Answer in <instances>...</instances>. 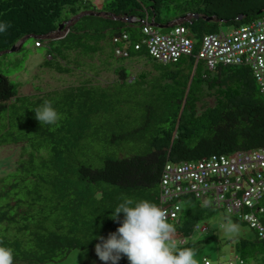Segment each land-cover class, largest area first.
Wrapping results in <instances>:
<instances>
[{"label": "trees", "instance_id": "16d2710c", "mask_svg": "<svg viewBox=\"0 0 264 264\" xmlns=\"http://www.w3.org/2000/svg\"><path fill=\"white\" fill-rule=\"evenodd\" d=\"M260 9H264V0H102L100 7L92 0H0V20L10 25L0 34V51L32 34L38 36L33 38L34 46L45 47L46 59L40 66L72 73L70 64H78L79 55L90 59L106 52L113 56V37L127 33L129 55L121 59L146 57V63L159 72L152 79L147 70L139 73L140 89L134 97L145 102L126 112V123L117 115L127 99L113 90V85H123L129 78L124 69L116 70L118 80L111 86L96 85L88 78L42 96L19 95L18 84L0 73V145L23 142L28 156L13 167L4 158L3 171L7 172L0 187V225L6 224L5 232L13 228L16 233L13 237L0 233V241L13 250V264L44 262L57 258L58 253L65 256L71 249L95 246L97 238L82 243L91 230L104 238L116 230L123 213L114 221L108 216L109 208L123 198L158 204L160 173L167 162L264 148V99L248 67L218 65L209 70L195 61V54L161 64L140 44V20H149L153 14L159 23L187 14L214 15V21L191 16L183 23L196 53L202 37L219 31V24L237 27L248 23L263 17L257 14ZM82 11L109 15H84L61 38H44ZM239 14L246 17L237 21ZM129 17L135 21L118 19ZM207 97L213 98L212 105L205 102ZM45 100L52 101L60 114L58 127L41 126L34 117L32 109ZM128 122L133 125L126 127ZM106 124L112 129L105 134L107 143L122 147L133 141L135 151L102 157L91 152L93 144L101 142L99 133ZM179 204L181 213L173 233L178 237L189 236L195 224L218 210L202 206L190 194L180 197ZM193 245L190 239L178 248ZM235 247L243 264L246 256L253 257L255 264H264V238L241 239Z\"/></svg>", "mask_w": 264, "mask_h": 264}, {"label": "built area", "instance_id": "2783aa9c", "mask_svg": "<svg viewBox=\"0 0 264 264\" xmlns=\"http://www.w3.org/2000/svg\"><path fill=\"white\" fill-rule=\"evenodd\" d=\"M140 21L143 34L140 44L145 45L155 61L176 63L195 54V61L202 62L209 70L218 65L246 66L264 99V16L227 32L219 30L204 35L196 53L195 43L184 25H173L167 33H161L148 24V19ZM130 41L127 33L114 36L113 54L127 57ZM134 47L139 49V43ZM158 189L157 205L165 210L169 223L179 220V199L190 194L202 206H211L241 219L257 237L264 238V148L211 154L193 161L167 162L162 168ZM206 228L200 223L194 226L198 231ZM184 241L183 237L172 238L173 243L180 245ZM234 258L237 264H243L240 257ZM204 264L210 262L205 259Z\"/></svg>", "mask_w": 264, "mask_h": 264}, {"label": "rangeland", "instance_id": "374dc122", "mask_svg": "<svg viewBox=\"0 0 264 264\" xmlns=\"http://www.w3.org/2000/svg\"><path fill=\"white\" fill-rule=\"evenodd\" d=\"M92 2L96 5V7H100L102 0H92ZM262 16H264V12ZM246 23L247 22L240 25L243 26ZM218 27L219 30L227 32L235 26H233L232 23L224 22L219 24ZM168 31L169 29H160L161 33H167ZM45 59V47H35L33 38H28L20 50L0 55V73L7 75L9 79L18 84L19 95L42 96L45 93L54 90L60 92L59 90H62L70 85L78 84L80 81L88 78H90L92 83L96 85L101 84L102 86H111L113 82L118 80V73L116 72V69L119 67V64H122L125 66V72L129 75V78L123 85L120 83L113 85V90L120 91L122 93V100L127 99L123 110H121L120 114L117 115V119L124 120V123L127 122L125 116L126 112H128L131 108H135L136 105H139V103L144 101L143 98L134 97L135 92L140 89L138 84L139 72L142 70L149 71L150 76L148 77L150 79L159 75V72H155V70H153L147 63L133 62L130 63V68L127 65V62H129L128 60L117 58L106 52L96 53L90 59L79 55L77 58L78 64H70L71 67H73L72 73H58L54 69L40 66V63H42ZM81 66L85 68V74L80 73V71L84 69ZM169 67H171V65H169ZM53 93L56 94L54 98L58 99L59 95L56 92ZM205 102L208 105H212L213 98L207 97L205 98ZM2 121L3 120L0 119V125ZM130 123L131 122H128V124ZM132 125L133 123L126 127H130ZM109 126L111 125L106 124L101 129V133H99V136L101 135V137H99L101 142L99 144H93L90 151L99 153L100 157L107 154L122 156L128 151V149L131 152H134L137 147L134 145L133 141L129 144L122 143V147L107 143L105 140V134L109 135V131L112 130ZM24 151L23 142L0 145V187L4 184L1 180L7 172V169L6 171H3L7 165V160L4 158H9L11 160L10 164L13 167L15 162L20 160V158L26 159L28 157L27 153H24ZM117 151L119 152V155ZM98 164L100 165V162H98ZM200 223L207 226L206 230L203 232L194 231L193 235L186 237L187 240L191 239L194 241L192 249L195 252V259L198 264H204V259L208 260L210 264H228L230 261L237 264V261L234 258L235 256H239V250L235 247L236 244H238L241 239L255 241L256 238L255 232L248 226V224L244 223L241 219L236 220L232 216L226 215L221 211L215 212L211 217ZM232 223L238 225V232L229 233L220 227V225L226 226ZM5 225L6 224L0 225V233H5L9 237H13L16 231L13 228H10L7 232H5ZM170 242L173 243L172 241ZM30 245L31 244L28 246ZM126 259V256L121 255V258L116 262V264H124ZM244 260L245 264H255V260L251 256L244 257ZM14 264H111V262L101 261L95 252V246H93L91 248L71 249L65 256L58 253L57 258L53 260L44 262L19 261Z\"/></svg>", "mask_w": 264, "mask_h": 264}, {"label": "clouds", "instance_id": "9594fccd", "mask_svg": "<svg viewBox=\"0 0 264 264\" xmlns=\"http://www.w3.org/2000/svg\"><path fill=\"white\" fill-rule=\"evenodd\" d=\"M9 26V23L0 20V34H4ZM32 110L34 111L35 119L39 121L41 126H59L60 114L52 106V101L45 100L42 105ZM109 209L111 211L108 216L114 221L119 219L120 213H123L122 222L119 223L116 230L110 232L107 238L91 230L88 240L82 243L86 244L93 238H97L99 242L95 244V252L101 261H110L111 264H116L121 255H124L127 257L124 264H127V261H129V264H198L192 248H178L180 244L170 242L172 238L178 237L173 234L176 230L175 225L177 222H167L165 210L156 203L144 199L135 200L131 197H125L121 202ZM194 226L192 228L193 233L198 231L194 229ZM220 227L229 233L239 231L238 225L235 223L226 226L220 225ZM193 233L190 235H193ZM183 238L185 241L181 245L187 242L186 237ZM0 264H13V250L2 241H0Z\"/></svg>", "mask_w": 264, "mask_h": 264}, {"label": "water", "instance_id": "95a60500", "mask_svg": "<svg viewBox=\"0 0 264 264\" xmlns=\"http://www.w3.org/2000/svg\"><path fill=\"white\" fill-rule=\"evenodd\" d=\"M264 12V9H260L257 11V14H261ZM84 15H96V16H108L109 13L104 12V11H82L81 13H79L78 15L72 17L69 21H67V25L64 26V22L59 23L58 27L56 28L55 31L51 32L50 34L44 36V38L46 39H57V38H61L64 35V32L66 33L67 31L64 30H68L69 29V24L73 23L74 21H76L77 19H79L80 17L84 16ZM154 14L152 15V17L149 19L148 24L152 27H155L157 29H167L173 25L176 24H183L184 22H189L191 16L194 18H199L201 17L202 19L206 20V21H214L216 20V17L214 15L211 16H206V15H201V14H187L184 17L181 18H177V19H173L171 21H168L167 23H159L156 22L154 20ZM246 15L245 14H239L236 17L237 21H241L243 18H245ZM120 20H127L129 22L135 21V18L133 17H129V18H118ZM220 22H222V20H220ZM28 38H38V36L29 34L26 36H23L17 43H15L14 45H12L9 49L7 50H3L0 51V55L4 54V53H11V52H15L21 49V47L23 46L24 42L28 39Z\"/></svg>", "mask_w": 264, "mask_h": 264}, {"label": "crops", "instance_id": "0c3cea01", "mask_svg": "<svg viewBox=\"0 0 264 264\" xmlns=\"http://www.w3.org/2000/svg\"><path fill=\"white\" fill-rule=\"evenodd\" d=\"M126 60H128L129 62H127V65L130 67V63H133V62H144V63H146L147 62V58L146 57H143V56H133L131 59H126ZM81 67H83V66H81ZM84 68V67H83ZM131 68V67H130ZM118 70H121V69H124L125 70V66L124 65H122V64H119V67L117 68ZM116 69V70H117ZM143 71V70H142ZM141 72V71H140ZM139 72V73H140ZM80 73H82V74H85L86 73V70H85V68L83 69V70H81L80 71ZM117 73H119V72H117ZM217 211H221V212H223L224 213V211H222V210H217ZM225 214V213H224ZM234 218V217H233ZM237 220V219H236ZM245 223V222H244Z\"/></svg>", "mask_w": 264, "mask_h": 264}, {"label": "bare ground", "instance_id": "6f19581e", "mask_svg": "<svg viewBox=\"0 0 264 264\" xmlns=\"http://www.w3.org/2000/svg\"><path fill=\"white\" fill-rule=\"evenodd\" d=\"M67 24H68V23L66 22V24H64V25H67ZM70 24H71V23H70ZM70 24H69V25H70ZM68 30H69V29H68ZM68 30H64V31H68Z\"/></svg>", "mask_w": 264, "mask_h": 264}]
</instances>
